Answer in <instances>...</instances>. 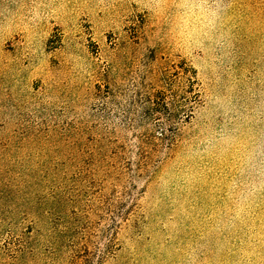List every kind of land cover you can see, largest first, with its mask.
Masks as SVG:
<instances>
[{"label": "rangeland", "instance_id": "374dc122", "mask_svg": "<svg viewBox=\"0 0 264 264\" xmlns=\"http://www.w3.org/2000/svg\"><path fill=\"white\" fill-rule=\"evenodd\" d=\"M0 264H264V0H0Z\"/></svg>", "mask_w": 264, "mask_h": 264}]
</instances>
